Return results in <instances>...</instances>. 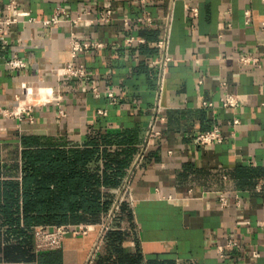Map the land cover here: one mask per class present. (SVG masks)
Instances as JSON below:
<instances>
[{
  "label": "crops",
  "instance_id": "0c3cea01",
  "mask_svg": "<svg viewBox=\"0 0 264 264\" xmlns=\"http://www.w3.org/2000/svg\"><path fill=\"white\" fill-rule=\"evenodd\" d=\"M15 1L37 18L56 6L71 16L87 11L73 31L100 47L73 60L85 69L83 78H59L52 70L71 61V28L61 23L49 31L27 22L9 28L0 41V109L16 105L25 82L59 92L66 116L55 117L54 103L35 107L33 122L0 115V182L20 177L21 135L70 147L99 129L136 152L98 224L68 233L57 249L14 262L122 264L130 257L139 264H264V0ZM104 9L112 12L108 23L86 22ZM144 14L149 24L138 21ZM13 55L27 62L25 69L8 68ZM239 55L258 62L241 66ZM226 94L238 95L239 107L222 109ZM233 118L239 123L229 137ZM215 125L225 140L197 146L194 135ZM151 126L155 135L147 138ZM5 229L0 226V248ZM227 238L239 246L220 257L216 247Z\"/></svg>",
  "mask_w": 264,
  "mask_h": 264
},
{
  "label": "trees",
  "instance_id": "16d2710c",
  "mask_svg": "<svg viewBox=\"0 0 264 264\" xmlns=\"http://www.w3.org/2000/svg\"><path fill=\"white\" fill-rule=\"evenodd\" d=\"M115 137L111 131L89 129L80 145L70 147L45 145L34 135L19 137L20 177L0 182V226H6L0 260L30 259L35 226L100 222L136 152L128 142L114 143ZM112 144L116 148L111 151ZM120 262L139 264L130 257Z\"/></svg>",
  "mask_w": 264,
  "mask_h": 264
},
{
  "label": "built area",
  "instance_id": "2783aa9c",
  "mask_svg": "<svg viewBox=\"0 0 264 264\" xmlns=\"http://www.w3.org/2000/svg\"><path fill=\"white\" fill-rule=\"evenodd\" d=\"M141 4H146L151 2V0H138ZM246 15L249 14V10L244 12ZM87 11L78 13L75 16H71L63 7L56 6L50 15L45 18H37L32 16L29 11H24L18 8L17 2L15 0H9L6 3H2L0 0V41L5 42V37L8 34L9 28L17 24L18 22H27L37 24L40 27L53 30L57 28L61 23H66L70 28V38H69V51L71 61L64 64L63 66L56 68L53 71L55 76L59 78H83L86 75V71L83 67H77L73 64V60L77 57L80 52L88 50L90 47L98 48L100 44L95 41H81L73 31L82 22H85L83 15H88ZM190 16L196 15V9L191 8L189 12ZM112 12L110 9H104L98 13V15L86 22L91 24H105L111 20ZM140 22L145 24L150 23V18L147 14H144L140 19ZM130 41V40H129ZM162 47H165V43L162 41L159 43ZM169 58H164L168 60ZM238 64L241 66H253L256 65L258 60L255 57L249 55H239L236 58ZM6 65L10 70H23L27 66V62L23 59L18 58L13 55L8 58ZM95 94L97 93L94 89ZM41 94L43 96L41 97ZM107 96L114 101V96L112 91L107 92ZM62 95L54 93L51 87H36L33 88L31 85L23 82L20 84V91L16 96V105L11 109H0V115L6 118H14L16 120H21L24 116L29 122H33V110L35 107L45 106L47 104L54 103L56 106V118H63L66 116L65 110L61 106ZM220 106L224 110H233L240 105L239 96L236 94H226L219 100ZM202 107L210 108L212 107L211 102H202ZM102 114L103 112H99ZM238 120L233 118L231 120V130L229 132V137L235 134V127L238 125ZM155 135L152 130V126L147 131V138ZM224 134L221 132L218 126H213L211 129L199 132L194 135V142L197 146L206 147L214 144H221L225 140ZM236 198V204H238V197ZM219 203L221 207L227 206L228 202L225 196L219 197ZM89 230L88 225H61V226H35L32 230V247L34 253L50 251L57 249L61 246L64 236L68 233L72 234H84ZM239 244L236 240L232 238H227L226 241L216 247V253L223 257L224 251L227 248L238 247ZM252 257H257L256 252H251ZM0 264H23L21 262L14 261H0Z\"/></svg>",
  "mask_w": 264,
  "mask_h": 264
},
{
  "label": "bare ground",
  "instance_id": "6f19581e",
  "mask_svg": "<svg viewBox=\"0 0 264 264\" xmlns=\"http://www.w3.org/2000/svg\"><path fill=\"white\" fill-rule=\"evenodd\" d=\"M43 96V94H41V97Z\"/></svg>",
  "mask_w": 264,
  "mask_h": 264
}]
</instances>
